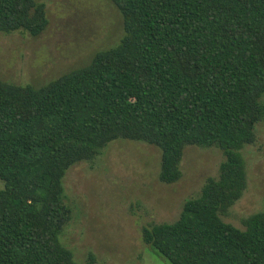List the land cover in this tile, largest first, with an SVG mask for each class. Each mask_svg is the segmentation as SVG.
<instances>
[{
  "label": "trees",
  "instance_id": "16d2710c",
  "mask_svg": "<svg viewBox=\"0 0 264 264\" xmlns=\"http://www.w3.org/2000/svg\"><path fill=\"white\" fill-rule=\"evenodd\" d=\"M117 45L35 87L0 79V264H76L59 241L71 221L66 171L115 140L160 152V182L181 177L186 147L223 160L171 223L141 241L170 264H264V208L220 215L247 185L241 153L264 119V0H110ZM43 3L0 0V33L40 35Z\"/></svg>",
  "mask_w": 264,
  "mask_h": 264
},
{
  "label": "rangeland",
  "instance_id": "374dc122",
  "mask_svg": "<svg viewBox=\"0 0 264 264\" xmlns=\"http://www.w3.org/2000/svg\"><path fill=\"white\" fill-rule=\"evenodd\" d=\"M48 24L31 37L0 33V79L42 86L87 64L93 54L117 45L122 19L110 0H36ZM247 185L220 218L241 229L242 219L264 208V119L255 141L241 151ZM223 160L217 148L186 147L181 177L158 178L160 152L141 142L115 140L94 159L70 167L63 178L71 221L59 236L76 264H170L141 241L143 226L175 221L185 200L197 197L206 178H217ZM0 187L2 184L0 182Z\"/></svg>",
  "mask_w": 264,
  "mask_h": 264
}]
</instances>
